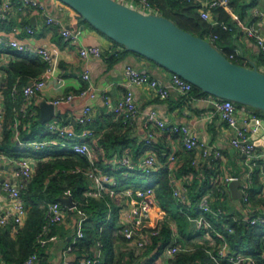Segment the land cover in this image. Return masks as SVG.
<instances>
[{
	"label": "crops",
	"instance_id": "crops-1",
	"mask_svg": "<svg viewBox=\"0 0 264 264\" xmlns=\"http://www.w3.org/2000/svg\"><path fill=\"white\" fill-rule=\"evenodd\" d=\"M6 1H10L12 5L7 11V17L0 18V34L9 36L12 34L14 28H18L14 34L17 38L27 42L33 47L46 45L51 50L54 57L50 71L46 69V64V67L38 76L31 77L30 79L31 82L35 78L45 77L47 81V85L29 100L30 109L38 113L34 116V119L37 115L39 119L41 117L40 104L43 100L52 102L60 95L68 93L75 94V97L71 101L61 102L55 105L54 115L45 123L43 129L38 133V129L33 131L34 128L32 124L34 122L24 121L26 116H24L22 108L26 100L23 93V102L19 113L16 115L15 124L13 126V140L16 141L19 148L28 150L26 152L27 154L23 156L32 158L36 162V169L39 163L50 162L53 159L54 155L52 153L54 151L64 150L67 144L70 149L69 142L64 141V144H62V139L57 138L47 131L48 124L52 121L59 120L65 123H72L78 128L76 118L82 114L86 105H90L93 108L94 120L89 126L95 131V136L89 139L92 147V160L102 171L111 173L118 180L117 186L119 189L126 186L148 185L156 189V175L164 168H169L171 173V185L174 178L177 185H188L189 188L194 191L201 189V195L207 192L215 195V191H212L213 185L217 182L223 184L226 177L237 176L241 182L246 178L249 168L244 163V156L230 144V138L234 130L219 118L216 110V103L218 100L216 96L200 95L193 90L190 93L180 92L171 83L173 72L147 58L127 50L123 45L117 44L113 39L97 30L86 20H82L79 13L74 9L58 0H51L50 3L49 0H41L46 4L44 9L30 6L21 7L18 0H0V9ZM126 1L129 2L131 0H124L122 2L126 3ZM194 1L199 5L198 12L200 13L199 10L210 0ZM133 2L134 0H132V3ZM224 9L231 15L234 28L232 27L231 30L224 29L223 34L229 33L230 40L223 39L221 40L222 44L228 45L230 43V45L234 46L236 55L239 56L238 58H240L245 65H262L261 59L263 53L256 40L246 34L244 26H255L264 34V0H230V9ZM218 15V12L213 8L212 17L218 20ZM48 16L55 17L59 22L48 23ZM236 16L239 17V22L235 19ZM28 27H33L35 32L30 34L28 32ZM65 27H70L75 31H79L80 36L77 43L72 44L65 39L62 35V30ZM87 45L100 46L102 55L82 57L79 49ZM18 53L39 55L31 52L26 53L17 51L8 44L0 45V76L3 85L7 77L6 68L11 62L19 59ZM39 56L42 58L41 55ZM128 65L134 66L140 70H146L149 75L168 86L169 96L167 98H162L148 84L129 85L124 75V70ZM86 72L89 73V79L83 77V74ZM87 87H92V91L94 92L93 96L80 95V90ZM129 89L133 91L134 98L139 106V111L128 125L124 126L119 123V116L115 115L111 111L110 106L106 104V97H109L111 104L115 105L125 96ZM3 98L4 94L1 92L0 102L2 108ZM151 110L156 111L158 116L166 120L169 124H188L203 142L213 147L212 154H214L216 150L220 151V157L213 162L201 159L198 165H194L192 159L196 156L198 151H189L185 147L181 134L174 133L169 129H161L156 125L151 126L150 130L147 128V114ZM254 114L255 113L248 105L240 108V124L244 125L246 120L251 122L250 118ZM21 132L24 133L26 138L29 137L34 140H28V138L27 140H20L19 137L21 136ZM149 134H152L151 138H149ZM105 135L112 136V138L115 137L116 139L120 138V136L127 135L130 141L128 144L122 145L119 141L111 138L106 147L99 145V143L97 145L93 144L94 139L99 141V139ZM2 137L3 126L0 128L1 140ZM51 139H55V142H48L43 147H36L32 144L34 141H49ZM148 139H150V141H148ZM260 147L264 149L263 145H260ZM1 148H3V146ZM151 152L157 155L159 162V167L155 171L144 172L129 170L122 164V160L125 157H128L133 163H138L145 154ZM0 155L6 154L5 152H0ZM171 156L175 157L173 161L170 160ZM9 159L10 160L0 159V209L2 212L10 211L13 207V200L3 189L2 182L4 180H11L13 182L21 181L20 178L16 177V170L18 168L15 161L16 158L9 157ZM89 166H91V163ZM71 171L73 172V168ZM139 176L147 178V185L140 183L126 184L129 179ZM253 176L254 186L251 189V194H255V199H257V201H251L253 205L263 208L262 205L258 204V202H260L259 199L264 198L263 190L256 191L255 185L256 183L264 184V167H257L253 172ZM46 181H49V177ZM206 181H208V183L204 185ZM224 185L227 194L225 193L222 195L219 193L218 196L215 195V204L222 205L227 212L235 216L240 217L245 215L246 207L239 199H234L231 196L229 182ZM91 197L99 200H106L110 207V218L107 221L108 224L106 223V227L108 229L110 226L109 224L114 225L111 227V236L114 239L115 249H134L133 244L128 240L123 239L121 236L117 238L121 226L127 220L129 204L124 202L125 208L122 211L120 208L121 202L117 199H112L111 195L108 193H103L101 197L89 196L87 198ZM114 204L117 208H113V206H115ZM159 204L163 207L160 201ZM195 204L196 202H192V205ZM174 206L177 207V211H173ZM163 208L169 212V224L173 225V227L167 225L170 227L173 237L170 244L175 243L176 241L174 240L176 239L180 241V244L182 243L187 246L200 245L208 248L215 246V237L199 233V231L195 229V225H192V222H188L186 216V236L179 232L178 223L173 216V212L178 213V215L183 213L176 201L170 209ZM113 210L117 213L113 212ZM195 210L193 206L191 213L196 214ZM83 216H85L84 212L77 208V202L75 207H68L65 220L53 227L49 235L50 239L45 246V253L36 264H81L86 254L79 256V251L76 250L77 247L72 251H67V247L72 243L79 225H84ZM87 224L89 225L90 223L88 222ZM0 227L2 226L0 225ZM187 227L192 228L191 232L186 230ZM11 236L16 237L15 229L11 231ZM97 242L98 246L93 247L92 252L93 254H100L103 257L105 254L104 245L107 246L108 244L105 240H99ZM136 252L137 251H135V254H137ZM152 254L153 250L149 251L146 249L140 258H145V263ZM6 262L8 261H6L0 253V264H5ZM163 263L165 264V261Z\"/></svg>",
	"mask_w": 264,
	"mask_h": 264
},
{
	"label": "built area",
	"instance_id": "built-area-1",
	"mask_svg": "<svg viewBox=\"0 0 264 264\" xmlns=\"http://www.w3.org/2000/svg\"><path fill=\"white\" fill-rule=\"evenodd\" d=\"M120 1V0H118ZM122 2V1H120ZM21 7H36L38 9L45 8V2L41 0H18ZM128 6L138 9L142 12L148 10L146 13H155L152 8L151 0H134L122 2ZM12 3L6 1L0 9V18L7 17V11L10 9ZM224 7L230 9V0H210L200 11V15L203 19L209 21L212 25H220L225 30H231L232 27L223 21H218L212 17V9L215 7ZM235 19L239 22V17ZM48 23L59 22L55 17L48 16ZM246 34L253 37L259 45L262 53L264 54V34L255 26H244ZM18 28H14L12 34L4 36L0 34V45L8 44L17 51L26 53H36L41 55L43 61L47 64V70L50 71L53 65V54L51 50L46 46L33 47L27 42L17 38L14 34ZM28 32L33 34L34 28L28 27ZM62 35L70 43H77L80 33L70 27H65L62 30ZM211 42L218 39V34H212L208 38ZM82 57L100 56L102 55V49L97 45L82 46L79 49ZM231 58L234 54H231ZM124 75L129 85H142L148 84L151 86L162 98L169 96L168 86L164 85L158 79L152 77L148 73L142 70L128 65L124 70ZM83 77L89 79V73H84ZM171 83L182 93H190L194 89V85L183 78L182 76L173 73L171 77ZM47 85L45 77H38L31 81V84H27L23 88L25 96V103L23 104L22 111L24 116L30 117L36 116L37 112L30 109L29 100L32 96L37 94ZM3 93V81L0 76V93ZM82 96H93L94 92L92 87L83 88L80 90ZM75 97L74 93H68L56 97L52 102L57 105L61 102H69ZM106 104L111 108V111L117 116H125V119H132L139 111V106L134 98L133 91L129 89L125 96L121 98L115 105L111 104L109 97H106ZM216 110L219 118L226 122L233 128L234 132L230 138V144L235 147L243 156L244 163L249 168V172L246 178L242 180V184L239 186L241 197L239 200L245 205L246 213L243 216H235L226 211L225 207L219 204H215V195L227 194L225 189V183L232 180H239L237 176L226 177L221 183H215L212 187V191H215V195L211 193H205L201 195L195 205H192L190 198V191L188 185H177L176 180H172V191L179 205L181 212L187 217L188 222H195V229L197 231H203L204 234L218 237L217 251L214 253L211 248H205L206 251L212 257L215 264H259L256 258L248 253H235L230 250L229 242L227 238V232L232 233L233 227L228 220L239 222L245 220L251 224H264V207L260 208L253 205L251 201V189L254 186L253 172L259 166L264 167V149L255 144L253 135L258 131L261 124L262 117L256 114L252 115L250 120L255 119V123L251 124L249 120L245 121L242 125L239 122V107L237 103L230 99L218 98L216 103ZM37 118V117H36ZM94 120L93 108L90 105H86L80 116L76 118L78 127L76 128L72 123H65L59 120L52 121L47 126V131L57 138L70 143V149L78 155L86 156L91 161V166L83 168L77 166L73 169L75 173H83L89 180L90 185L85 192L87 197H101L103 193L111 195L112 199H117L121 203V210L123 211L126 204H129L127 211V220L120 228V233L134 246L136 255L140 257L142 253L154 244L156 237L161 235L163 228L169 224L170 214L169 212L160 206L156 189L151 186H126L119 189L117 186V179L109 172L102 171L96 166L92 160V147L89 139L95 136V131L89 124ZM4 121V109L0 102V128L3 126ZM158 126L161 129H169L174 133L182 135L185 147L189 151H198L196 156L192 159L194 165H198L200 160L215 161L220 157V151L216 150L212 154L213 147L203 142L194 132V130L188 124H169L163 118H160L156 111L151 110L147 114L146 126L150 130L151 126ZM152 134H149V138ZM56 139V138H55ZM55 139L40 140L32 142L36 147H43L46 143L55 142ZM150 141V139H148ZM1 142V138H0ZM0 159L10 160L6 155H0ZM175 157L171 156L170 160H174ZM18 168L16 170V177L20 178V182H13L11 180H4L2 182L3 189L10 195L13 200V207L10 211L2 212L0 209V225L5 226L12 223L16 226H22L28 216V207L22 196V189L27 182L32 179V176L36 169V162L30 157H19L15 159ZM122 164L129 170H139L144 172H151L157 170L159 162L157 155L154 152L145 154L138 163H133L128 157L122 160ZM264 193V189L262 191ZM120 196V197H118ZM196 207L197 213L192 214V208ZM68 207L63 205L61 201H50L46 203V222L42 226V230L38 236V243L45 247L51 233L52 226L65 220L66 209ZM111 213V211H110ZM110 214L108 215V219ZM84 220V216H83ZM222 223V225H221ZM84 236L83 224H80L76 230L74 239L71 244L68 245L67 251H72L75 248L77 239ZM194 246H187L180 243H173L168 245L164 249V254L169 258H174L178 252H189L194 250ZM41 256L38 251H33L27 258L21 262L8 261L5 264H36L40 261ZM101 262V255L96 254L94 257L84 256L81 264H97Z\"/></svg>",
	"mask_w": 264,
	"mask_h": 264
},
{
	"label": "trees",
	"instance_id": "trees-1",
	"mask_svg": "<svg viewBox=\"0 0 264 264\" xmlns=\"http://www.w3.org/2000/svg\"><path fill=\"white\" fill-rule=\"evenodd\" d=\"M151 4L157 14L170 18L178 26L197 36L208 38L212 34H218V39L212 43L232 61L244 64L238 58L239 56L236 55L234 46L230 45V43L223 45L221 42L223 39L230 40L229 33L224 35V29L220 25H212L209 21L203 19L198 12L199 5L194 0H151ZM214 10L219 14L217 17L219 21H223L234 28L231 15L223 7H215ZM79 16L82 20L84 19L81 15ZM116 43L122 45L118 42ZM136 54L140 55L138 53ZM231 54H234L233 58L230 57ZM140 56L144 57L143 55ZM18 57L19 59L17 61L11 62L6 68L7 77L3 85V109L5 114L3 137L0 142V152H5L9 157L16 159L26 155L28 151L19 148L16 141L13 140V126L16 115L19 113L23 102V88L30 82L31 77L38 76L46 67V63L39 55L18 53ZM261 60L262 65H264V54ZM254 65L256 64L246 66L253 67ZM193 91L200 95H212L195 85ZM237 105L241 106L240 103H237ZM249 107L257 116L258 114H262L261 116L264 115V112L260 109L252 106ZM118 119L120 120L119 123L124 126L128 125L131 121V119H125L123 115L119 116ZM24 121L34 122L32 124L33 131L38 129V133L45 126V123L40 121L38 115L35 119L27 115ZM27 138L28 140H34L29 137ZM27 138L21 132L19 139L27 140ZM111 138L112 136L105 135L99 141L94 139L93 144L97 145L99 143V145L106 147ZM112 139L119 141L122 145H126L130 141L127 135ZM2 146L3 148H1ZM52 154L54 155L53 159L50 162L39 163L32 179L22 189V196L28 207V216L25 223L22 226L9 223L0 227V253L5 260L21 262L33 251H38L40 256H43L45 247L38 243V236L42 230V226L46 222V203L60 201L59 198L61 196L72 195L74 201L77 202V208L84 212L85 215L83 225L84 236L77 239L74 245L75 248L77 247L76 250L79 251V256L86 254V256L94 257L96 254L92 252L93 247L98 246L97 241L105 240L108 245H104L105 254L103 257L101 256V262L97 264H161L159 262L160 257L164 249L170 245L173 238L170 227L165 226L161 235L155 238L154 245L147 249L149 251L153 250V254L145 263V258L141 259L136 256L134 249L123 250L118 248L116 250L114 247V239L111 236V227L113 224H109L108 229L106 227L110 208L107 201L92 197L87 198L85 191L89 187V180L83 173L71 171L72 168L74 169L77 166L83 168L89 167L91 163L89 158L75 154L69 149L68 144L64 150L54 151ZM48 177L49 181L47 182L46 179ZM156 177V190L159 201L163 207L170 209L176 201V198L172 191L169 168L160 170ZM207 183L208 181L204 185ZM201 194V189L196 191L190 189V198L193 203L199 200ZM251 200L257 201L255 194H251ZM259 201L258 204L264 207V198L259 199ZM113 208H117L116 205ZM114 210L113 212L117 213ZM195 213H197V210H195ZM173 216L177 220L179 232L186 236L185 215H178V213L173 212ZM88 222L90 223L89 225L87 224ZM226 222L230 223L234 230L232 233L227 232L230 250L235 253L244 252L251 254L259 264H264V224L253 225L245 220L239 222L228 220ZM57 224L52 226V229ZM13 229L16 230V237L11 236ZM199 233L202 234L203 231H199ZM117 235V238L121 236L123 239H126L121 233ZM215 239L216 244L214 247H211L214 253L217 251V244L219 242L218 237H215ZM174 241L180 243L179 240L175 239ZM194 247L195 249L189 252H178L174 258L169 259L167 264H215L205 249L207 247L200 245H195Z\"/></svg>",
	"mask_w": 264,
	"mask_h": 264
},
{
	"label": "water",
	"instance_id": "water-1",
	"mask_svg": "<svg viewBox=\"0 0 264 264\" xmlns=\"http://www.w3.org/2000/svg\"><path fill=\"white\" fill-rule=\"evenodd\" d=\"M58 1L127 50L182 76L201 90L264 112V72L256 65L249 67L232 61L210 40L181 28L170 18L142 12L118 0ZM40 108V121L46 123L54 115L55 105L43 100ZM253 139L256 145L264 146V116ZM241 183L240 180L229 182L234 199L241 197ZM59 199L67 207L76 206L72 195Z\"/></svg>",
	"mask_w": 264,
	"mask_h": 264
},
{
	"label": "rangeland",
	"instance_id": "rangeland-1",
	"mask_svg": "<svg viewBox=\"0 0 264 264\" xmlns=\"http://www.w3.org/2000/svg\"><path fill=\"white\" fill-rule=\"evenodd\" d=\"M120 1H124V0H120ZM143 11H145V12H149L148 10H143ZM258 67V69L259 70H261L262 72H264V65H259V66H257ZM244 106H247V105H244V104H241V106H238L239 107V109L240 108H243ZM257 115V114H256ZM262 114H258V116H260V117H263V116H261ZM135 183H140V184H144V185H147V183H148V180H147V178L146 177H133V178H131V179H129L128 180V182L126 183V184H135ZM255 187H256V191H261V190H263L264 189V184L263 183H256V185H255ZM173 211H177V207L176 206H174V210ZM107 224H108V222H107ZM191 229L192 228H190V227H187L186 228V230H188V232H191ZM160 263L162 264L164 261H165V264H167V262L169 261V259H171V258H169L166 254H162L161 255V257H160ZM164 264V263H163Z\"/></svg>",
	"mask_w": 264,
	"mask_h": 264
}]
</instances>
